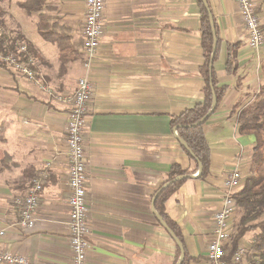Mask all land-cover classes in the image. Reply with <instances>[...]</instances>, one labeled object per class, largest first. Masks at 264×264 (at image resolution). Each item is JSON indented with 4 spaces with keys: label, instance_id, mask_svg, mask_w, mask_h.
Listing matches in <instances>:
<instances>
[{
    "label": "crops",
    "instance_id": "crops-1",
    "mask_svg": "<svg viewBox=\"0 0 264 264\" xmlns=\"http://www.w3.org/2000/svg\"><path fill=\"white\" fill-rule=\"evenodd\" d=\"M254 2L263 26L264 0ZM206 3L220 39L213 68L218 85L227 90L203 124L210 148L209 174L203 180L192 175L165 203V213L178 225L188 255L200 258L192 264H207L211 221L221 207L226 175L231 171L250 175L254 137L238 134L236 116L253 102L264 83L260 70L264 45L258 51L246 45L233 0ZM46 6L42 12L63 26L80 53L84 0H46ZM199 28L195 0H105L103 33L88 70L82 67L81 56L62 70L56 45L41 37L57 50V56L48 50L42 54L23 36L55 94H71L84 76L93 85L83 141L87 264H172L175 260L177 245L166 224L156 218L152 201L174 165L192 167L170 127V117L202 101ZM234 43L240 45L230 74L227 48ZM68 109L67 103L0 68V124H6L5 141L0 144V231L4 233L0 253L9 251L28 264H70L72 258L64 155ZM42 170L48 175L35 225L22 231L15 224L14 199ZM252 239L253 235H245L239 244L249 250Z\"/></svg>",
    "mask_w": 264,
    "mask_h": 264
},
{
    "label": "built area",
    "instance_id": "built-area-1",
    "mask_svg": "<svg viewBox=\"0 0 264 264\" xmlns=\"http://www.w3.org/2000/svg\"><path fill=\"white\" fill-rule=\"evenodd\" d=\"M241 15L246 32V45L258 51L264 45V32L254 0H233ZM105 0H84V12L81 27L80 53L81 65L90 69L96 58L103 33V10ZM3 33L0 28V35ZM0 68L25 78L57 102L69 105L66 119L65 158L67 163L68 240L72 252L70 264H87L89 226L88 208L85 202L86 157L83 147L87 107L93 96V85L84 76L76 82L74 91L66 96L55 94L45 82L37 58L30 53L28 45L21 39L10 43L9 47H0ZM48 175L47 170L39 171L32 179L25 193L14 199L18 209L16 226L22 231L31 230L35 225V213L40 201V193ZM244 177L239 171H231L224 181V193L221 207L213 214L211 221V240L206 247L207 264H242L246 262L249 250L238 245L229 261L225 249L231 238L230 222L238 204L233 194L242 186ZM0 231V237L3 236ZM256 260L264 264V257ZM0 264H28L26 259L9 251L0 253Z\"/></svg>",
    "mask_w": 264,
    "mask_h": 264
},
{
    "label": "trees",
    "instance_id": "trees-1",
    "mask_svg": "<svg viewBox=\"0 0 264 264\" xmlns=\"http://www.w3.org/2000/svg\"><path fill=\"white\" fill-rule=\"evenodd\" d=\"M6 0H0V3ZM206 1V0H205ZM199 10V24H200V46L202 50L203 63L198 69V74L202 80V101L195 104L193 107L185 109L178 115L170 117V127L177 133L179 140L185 143L184 147L179 143L184 154L192 163L191 168H182L180 165H174L167 174L166 183L171 182L166 186L155 198L154 207L156 212L160 215L167 228L173 232L176 238L181 242L184 250V258L180 264H192L199 261V257H191L188 255L184 239L178 225L169 218L165 213V203L169 196L173 194L178 188L189 178L185 177L176 182H172L177 176H190L198 171V164L202 166L200 174L197 176L203 180L210 171V148L206 142L203 124L208 117L212 115L220 105L227 87L219 86L216 73L213 68V63L217 59L219 52L220 39L218 38L217 27L212 19L210 22V10L204 5L202 0H195ZM207 4V3H206ZM28 15L32 13L37 14V33L44 40L56 45L58 50V59L60 61V68L63 70L65 64L73 61L81 56L78 53L76 44L71 43V37L63 30V26L58 24V21L43 13V9H47L46 0H24L17 4ZM3 10L0 9V28L4 29ZM264 30V25L261 26ZM215 35L216 47L213 52V42ZM16 39H21L26 42L21 36L8 38L3 32L0 35V47H9L10 43ZM29 51L35 57V51L32 46L26 42ZM81 45V40H80ZM240 43L228 45L226 72L234 73L235 71V54ZM82 57V56H81ZM260 70L264 76V60L260 64ZM216 98V107L209 115L212 109V98ZM207 116L203 123L199 121ZM237 132L240 135H252L254 137V145L251 149L250 156V175L244 180L242 186L233 194L238 207L243 212L239 224L235 229L234 235L231 237L230 246L225 260L229 261L231 255L236 251L239 242L244 238L246 233L253 232L256 229L260 231L253 235L250 243L249 255L250 261L248 264H262L256 260L257 257H264V221L259 223H252L264 212V83L259 88L255 99L252 103L243 108L236 116ZM199 123V124H198ZM6 124H0V144L5 141ZM180 257V250L176 247L175 260L172 264H177Z\"/></svg>",
    "mask_w": 264,
    "mask_h": 264
},
{
    "label": "rangeland",
    "instance_id": "rangeland-1",
    "mask_svg": "<svg viewBox=\"0 0 264 264\" xmlns=\"http://www.w3.org/2000/svg\"><path fill=\"white\" fill-rule=\"evenodd\" d=\"M17 1L18 0H6L0 3V9L3 10V14H4L3 17L5 21V25H4L5 27L4 29H2L3 32L7 35L8 38H13L17 35L21 36L23 39L25 37L27 38L28 41H31L35 45V47L38 49V51L41 52L42 54L45 53V50H48V51H55V55L57 56V50L55 46L50 43L45 42L36 32L37 15L36 14L28 15L23 9H20L18 6L15 5V2ZM246 178L247 177H244V180ZM242 213L243 212L240 210V208L237 207V210L230 222V232L232 233L231 237L235 233V229L239 224V219ZM263 221H264V212L258 217L256 221L252 223H259ZM259 231H260L259 229H256L253 232L246 233V235H254L258 233ZM230 241H231V238L227 241L228 243L227 247L230 246ZM228 251L229 249L226 248L225 249L226 255ZM249 261H250V255L247 254L246 262L242 264H248Z\"/></svg>",
    "mask_w": 264,
    "mask_h": 264
},
{
    "label": "water",
    "instance_id": "water-1",
    "mask_svg": "<svg viewBox=\"0 0 264 264\" xmlns=\"http://www.w3.org/2000/svg\"><path fill=\"white\" fill-rule=\"evenodd\" d=\"M203 1V3H204V5L207 7V4H206V1L205 0H202ZM210 22H211V25H212V17L210 16ZM213 37H214V42H213V52H214V50H215V47H216V39H215V35H214V33H213ZM215 107H216V98H215V96H213V98H212V109L209 111V113H208V115L207 116H209L212 112H213V110L215 109ZM207 116H205V117H203L200 121H199V123H203L205 120H206V118H207ZM198 123V124H199ZM178 138V137H177ZM178 142L181 144V145H183L184 147H186L185 146V143L182 141V140H179L178 139ZM201 170H202V166L200 165V164H198V171L195 173V175H193L194 177H197L199 174H200V172H201ZM192 175H190V176H177V177H175L174 179H173V181L172 182H176V181H178V180H181V179H183V178H185V177H193ZM169 184H171V182H168V183H166V184H164L157 192H156V194L154 195V198H153V201H152V203L154 202V200H155V198H156V196L166 187V186H168ZM154 211V214L156 215V218L159 220V222L164 226V227H166L165 226V224L163 223V221H162V219L159 217V215H157L156 214V212H155V210H153ZM166 230H167V232H168V234L171 236V238L173 239V241L175 242V244L177 245V247L179 248V250H180V257H179V261H178V263L177 264H180L181 262H182V260H183V258H184V250H183V247H182V244H181V242L176 238V236L173 234V232L172 231H170L167 227H166Z\"/></svg>",
    "mask_w": 264,
    "mask_h": 264
}]
</instances>
